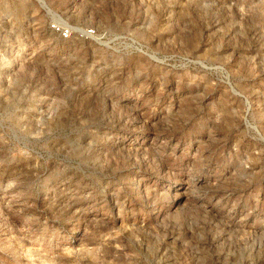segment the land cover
Instances as JSON below:
<instances>
[{"label": "rangeland", "instance_id": "1", "mask_svg": "<svg viewBox=\"0 0 264 264\" xmlns=\"http://www.w3.org/2000/svg\"><path fill=\"white\" fill-rule=\"evenodd\" d=\"M0 264H264V0H0Z\"/></svg>", "mask_w": 264, "mask_h": 264}, {"label": "built area", "instance_id": "2", "mask_svg": "<svg viewBox=\"0 0 264 264\" xmlns=\"http://www.w3.org/2000/svg\"><path fill=\"white\" fill-rule=\"evenodd\" d=\"M51 28H53L54 31L57 32V34L60 36V38L62 39H67L71 36L72 34V30L61 24L58 20L54 19L53 23L51 24ZM92 29H88V30H84L83 33L80 34V36H87L90 35V33H92Z\"/></svg>", "mask_w": 264, "mask_h": 264}]
</instances>
